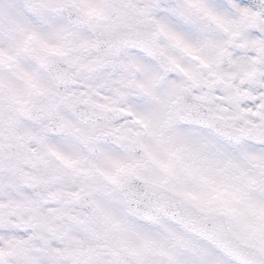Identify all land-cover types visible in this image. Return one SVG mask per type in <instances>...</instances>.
<instances>
[{"label":"flooded vegetation","instance_id":"flooded-vegetation-1","mask_svg":"<svg viewBox=\"0 0 264 264\" xmlns=\"http://www.w3.org/2000/svg\"><path fill=\"white\" fill-rule=\"evenodd\" d=\"M99 1L93 9L77 0H0V167L19 172L25 165L29 172L25 178L12 172L18 188L25 186L30 193L22 203L29 211L45 209L42 218L32 215L29 226L44 241L52 238L45 247L60 239L58 257L72 259L73 264H101L100 257H110L108 264H122L118 256L127 254L138 264L159 251L143 240L132 244L133 249L103 245L78 255L69 247L85 239L81 232L88 224L86 213L97 212L100 217L108 206L122 208L140 225L157 231L165 220L176 224L164 215L148 220L133 211L131 203L144 192L142 182L185 195L194 203L190 193L177 190L173 167L159 171L157 164L159 71L164 72L159 54L169 65L181 64L171 49L157 45L158 40L169 39L170 31L156 15L159 0ZM169 1L181 20L197 14L209 27L213 25L200 2L192 9L179 0ZM4 5L16 11L4 10ZM253 16L249 22L259 14ZM65 147L75 151L70 158ZM255 164L264 181V150ZM154 197L156 203H150L158 207L159 194ZM225 215L233 236L264 256V237L235 235L231 227L241 230ZM187 234V240L209 243L217 257L243 264L208 239ZM98 236L111 240L109 234ZM29 241L36 264H50L44 251L36 253L38 240ZM194 247L199 250L197 243Z\"/></svg>","mask_w":264,"mask_h":264},{"label":"rangeland","instance_id":"rangeland-1","mask_svg":"<svg viewBox=\"0 0 264 264\" xmlns=\"http://www.w3.org/2000/svg\"><path fill=\"white\" fill-rule=\"evenodd\" d=\"M77 1L82 4L90 3L93 9H97V5L101 3L99 0ZM179 1L181 5L186 3L192 9L193 6H197L196 2L203 5L202 12L213 24L210 29L216 32L226 51L240 36L238 31L228 35V26L241 24L244 20L249 21L254 17V13L250 10L242 9L240 18L234 20L228 13L205 6L209 5L207 0ZM161 3L170 4L171 2L159 0V6ZM3 9L10 10L11 13L16 11L14 7L10 9L7 5H4ZM158 10L160 8L155 9V11ZM167 10L173 16L181 19L171 7ZM194 15L198 16L197 14L192 16ZM190 19L191 16H188L184 22L189 23ZM204 44L207 47H212L213 42L206 38ZM241 47L243 46L241 45ZM179 54L186 55L183 49L179 51ZM252 62L253 64L259 63V51L258 55L252 58ZM23 65L29 66L26 62ZM257 71L258 69L254 68L244 79L253 78ZM185 72L186 70L182 66L165 74L159 71V141H157L159 142V162H157L159 171L171 170L173 167L174 175L178 180L177 190L190 193L194 205L199 209H220L227 212L236 223V225L233 223L232 225L242 231L231 227L235 235H243L244 232L247 236L258 234L264 237V181L261 177L262 174L257 172L255 164L256 156L260 150L247 147L248 143L259 142L245 139L241 140L239 144L233 145L207 129L178 122L175 115V100L180 83L184 78H187ZM174 75L177 77L176 79L172 78ZM219 119L225 124L242 126L236 124L234 120L220 117ZM65 152L68 154L67 158H70L75 151L70 147H65ZM170 160H173L175 164ZM151 164L154 163L151 162ZM25 169V165L19 172L8 171L0 167L2 181L0 183V264H36L33 258L35 253L31 252L35 249L29 241L35 238L38 240L36 253L44 251L48 255L47 259L50 264H73L72 259L58 257V251L61 249L60 239L56 241L57 243L52 242L45 247L52 238L48 237L46 242L36 235L35 229L31 230L29 223L32 215L29 214L30 211L24 204L28 201L30 193L25 186L19 185L28 193L18 188V184L14 180L17 177L25 178L29 174L24 171ZM257 184L260 186L259 190L253 188ZM19 189L20 191H18ZM23 199L25 201L22 203ZM99 216H97V212L96 214L86 213V217L89 219L88 224L83 227L81 232H84L86 237L83 240L73 241L69 251L78 255L88 250H97L103 245L111 249L127 246L133 249L132 244L143 240V242L147 241L152 244L156 251L162 252L160 247L165 248L166 253L168 252L177 264H236L227 257H217L218 251L216 249L215 251L203 239L195 237L196 241L187 240V232L170 221L165 220L159 224V231H157L153 227L140 225L127 211L118 206L105 207L101 213L99 212ZM100 219L106 225L107 232L105 233ZM99 234H109L111 240H99ZM151 240L157 241V243H153ZM194 242L199 246V250L193 248ZM262 249L264 250L263 247ZM61 253L64 256V253ZM130 253L133 254L131 251ZM110 261L112 262L110 257H100L98 262L108 264Z\"/></svg>","mask_w":264,"mask_h":264},{"label":"snow or ice","instance_id":"snow-or-ice-1","mask_svg":"<svg viewBox=\"0 0 264 264\" xmlns=\"http://www.w3.org/2000/svg\"><path fill=\"white\" fill-rule=\"evenodd\" d=\"M207 3L234 20L240 18L242 9L259 16L253 22L244 20L228 26V35L238 31L240 36L226 51L216 32L199 16L194 15L185 23L167 10L170 4L161 3L156 15L170 31L169 39H160L157 45L171 49L186 70L187 79L183 82L187 87L181 94L192 108H202L210 117L234 120L244 126L247 135L264 141V0H207ZM206 38L213 42L212 47L205 46ZM181 49L186 55L179 54ZM258 51L259 63L253 64L252 58ZM254 68L258 69L255 76L244 79ZM247 147L264 150V142L248 143ZM29 214L42 218L45 209L35 208Z\"/></svg>","mask_w":264,"mask_h":264},{"label":"water","instance_id":"water-1","mask_svg":"<svg viewBox=\"0 0 264 264\" xmlns=\"http://www.w3.org/2000/svg\"><path fill=\"white\" fill-rule=\"evenodd\" d=\"M162 65L163 57L159 56ZM164 66V65H163ZM187 85H181L177 100V115L181 121L196 123L200 126L210 128L217 134L237 142L242 137H254L247 135L243 128H235L223 125L217 117H210L204 109H194L189 105L186 97L181 93ZM151 186H148L150 189ZM150 200L138 199L134 210L150 218L149 213L154 212L150 207ZM144 203V204H143ZM156 212L166 215L173 219L186 230L206 237L219 246L230 256L244 262L245 264H264V260L259 252L251 253V248L239 243L229 232L227 222L221 213H204L197 210L186 198L176 196L166 189L159 188V207ZM119 261L127 264L129 259L126 256H119ZM158 261V264H173L166 255H153L146 260L145 264ZM130 262V261H129Z\"/></svg>","mask_w":264,"mask_h":264},{"label":"bare ground","instance_id":"bare-ground-1","mask_svg":"<svg viewBox=\"0 0 264 264\" xmlns=\"http://www.w3.org/2000/svg\"><path fill=\"white\" fill-rule=\"evenodd\" d=\"M0 245H1V242H0Z\"/></svg>","mask_w":264,"mask_h":264}]
</instances>
